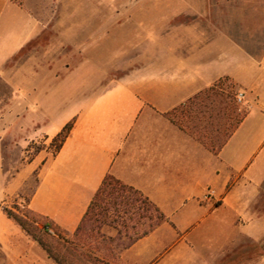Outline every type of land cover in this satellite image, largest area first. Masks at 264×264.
<instances>
[{
    "label": "crops",
    "instance_id": "crops-1",
    "mask_svg": "<svg viewBox=\"0 0 264 264\" xmlns=\"http://www.w3.org/2000/svg\"><path fill=\"white\" fill-rule=\"evenodd\" d=\"M86 2L0 0V72L44 32V21L68 18ZM183 33L168 44L155 38L133 58L125 53L117 76L93 78L86 62L39 86L24 73L23 118L14 119L27 137L22 146L48 145L74 119L55 155L42 150L30 161L39 180L28 208L72 236L111 174L168 219L120 252L118 264H188L195 245L264 236V221L252 212L264 185V43L258 49L257 31L249 43L230 39L213 63L193 31ZM224 77L244 93L248 112L215 154L167 115L181 114Z\"/></svg>",
    "mask_w": 264,
    "mask_h": 264
},
{
    "label": "rangeland",
    "instance_id": "rangeland-1",
    "mask_svg": "<svg viewBox=\"0 0 264 264\" xmlns=\"http://www.w3.org/2000/svg\"><path fill=\"white\" fill-rule=\"evenodd\" d=\"M79 8L78 13L64 14L68 18L44 21V32L0 72V264H55L2 211L15 205L29 209L26 200L39 180V168H30L29 163L36 149L45 144L38 140L22 146L27 137L22 122L18 129L14 121L17 115L23 118L25 71L32 73L37 86L47 75H65L80 62L91 67L93 78L117 76L125 70V53L133 58L155 38L171 43L180 31H184L182 38H190L193 31L195 44L208 47L206 56H211L213 63L220 61L223 49L231 46L230 39L243 36L249 43L257 31L258 49L264 43V0H87ZM31 63L35 67L31 68ZM240 93L231 78H223L206 99L197 102L192 118L186 120L176 113V121L196 133L206 130L216 145L222 143L248 112L245 98L237 100ZM252 210L264 221V185ZM119 227L103 225L95 236L99 242L106 239V252L94 248L95 239L90 246L74 249L52 232H36L68 264H118L122 247L135 235L131 230L127 235L125 230L119 234ZM81 250L100 263L83 256ZM190 256L188 264H264V236L241 234L224 246L195 245Z\"/></svg>",
    "mask_w": 264,
    "mask_h": 264
},
{
    "label": "trees",
    "instance_id": "trees-1",
    "mask_svg": "<svg viewBox=\"0 0 264 264\" xmlns=\"http://www.w3.org/2000/svg\"><path fill=\"white\" fill-rule=\"evenodd\" d=\"M224 78L228 79V77ZM213 87H210L209 89H206L202 94L195 96L194 100L191 101L186 107L183 106L178 109L181 111V114L185 117L186 120L192 118L191 116L197 110L195 106L197 102L202 99H206ZM175 114L176 111L168 114L167 116L173 123L178 125L181 129L186 131L196 140L200 141L204 146H206L215 154H218L223 145L228 141V139L235 131L234 129L222 143L216 145L213 141L214 139L210 138L209 133L206 130L198 133L189 130L182 123H178L176 121ZM243 118L238 122L237 126L243 120ZM73 124L74 119L69 121L63 127V129L55 137H53L48 145L44 144L42 147H38L36 149V154L42 150H46L52 155H55L61 149L63 143L68 137ZM227 189H230V184L227 186ZM35 190L36 188L33 189L31 196L34 194ZM30 199L31 197L26 200L27 205L29 204ZM2 211L9 220H11L23 232H25L29 237L36 241L47 252L49 257L53 259L55 264L68 263L55 255L52 250L46 245V243L39 238L36 231H43L46 233L53 232V234L58 238L59 241H63L66 245H71V247L75 246L73 248L77 249L92 245L94 243L93 239L97 241L95 236L100 234V230L103 225H110L116 228L120 226L118 228L119 234H121L123 230L126 231V235L128 230H131L135 233L134 237H130V241L122 247V249L124 250L131 246L138 239L147 236L162 223L168 221L164 213H162L159 208H157L152 202H150L148 198L145 197L140 191L124 184L122 181L111 174H107L105 176L101 186L97 190L86 213L84 214L81 223L72 236H68L65 231L54 225V223L50 219L39 216L30 209H21L19 205H15L11 208L3 207ZM133 220H136V222L132 223ZM96 244L97 245H95L94 248L105 249L106 247L104 246H106L107 242L103 237L101 242L97 241ZM80 253L89 260L100 263V261L92 257L90 253L82 250L80 251Z\"/></svg>",
    "mask_w": 264,
    "mask_h": 264
},
{
    "label": "built area",
    "instance_id": "built-area-1",
    "mask_svg": "<svg viewBox=\"0 0 264 264\" xmlns=\"http://www.w3.org/2000/svg\"><path fill=\"white\" fill-rule=\"evenodd\" d=\"M243 99H244V93H240V94L238 95V97H237V100H238L239 102H242Z\"/></svg>",
    "mask_w": 264,
    "mask_h": 264
}]
</instances>
